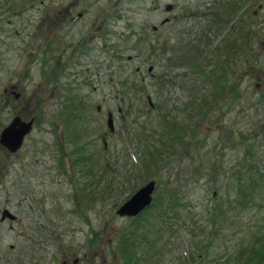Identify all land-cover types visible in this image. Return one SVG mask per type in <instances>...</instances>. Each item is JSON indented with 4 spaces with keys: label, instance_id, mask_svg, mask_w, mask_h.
<instances>
[{
    "label": "rangeland",
    "instance_id": "1",
    "mask_svg": "<svg viewBox=\"0 0 264 264\" xmlns=\"http://www.w3.org/2000/svg\"><path fill=\"white\" fill-rule=\"evenodd\" d=\"M233 5L241 28L228 30L219 22L234 20L224 18ZM234 37L246 49L224 63ZM165 115L181 145L145 172L144 134ZM13 117L32 124L15 152L0 145V212L13 216L0 223V261L116 264L118 235L152 213L132 224L114 211L154 179L152 199L173 198L182 227L147 231L134 246L140 264H243L254 253L264 264V0H0V131ZM241 189L251 206L220 204ZM215 199L226 212L208 233Z\"/></svg>",
    "mask_w": 264,
    "mask_h": 264
},
{
    "label": "trees",
    "instance_id": "2",
    "mask_svg": "<svg viewBox=\"0 0 264 264\" xmlns=\"http://www.w3.org/2000/svg\"><path fill=\"white\" fill-rule=\"evenodd\" d=\"M237 5H233V13H231L230 17L227 16V14L224 15L225 19H229V21L231 20V17L234 14V20L232 22H224L222 23V20L219 22V25H224V27H226L227 25V29H233L236 27H240L241 28V24H240V19L238 15L235 14V9H236ZM222 27V26H221ZM228 43H225V45H223L222 47L225 49L224 52V63L227 62L232 54L241 51L243 52L246 49V44L242 43V41L240 42L238 39H236L235 37L232 39H228L227 41ZM216 65V69H217V73L219 72L221 75L225 72V64H221V62H215ZM213 65V66H212ZM212 68L214 67V64H211ZM218 75V81L216 82V88H220V87H224V84H222V82L220 81L221 75ZM217 80V79H216ZM215 83V82H214ZM216 95V93H215ZM194 103L191 102L188 103L187 105H184L185 107L182 108V112H184L186 109H197L196 107L193 106ZM199 112V111H198ZM195 113V112H194ZM161 124H159V129L155 132V133H147L144 134L145 138L144 141L148 142L149 144H147V146H145L144 148H142L141 150V154H139L138 160H137V164L139 166H142V169L146 172L148 170L149 165H157V164H163V166L169 162L168 158L170 157L171 154V143L173 142V144L176 145V143L178 145H181V141H180V136H178L181 132L177 131L178 128V123L174 122L172 119H169V117H167L166 115L163 116L161 118ZM143 126V130L146 131V126ZM154 131V130H153ZM166 135H164V137H162V139L160 140H155L154 139V135L159 134L162 135L164 133ZM183 133V132H182ZM148 136L150 137V139H147ZM178 136V137H177ZM185 139V138H184ZM156 142V143H154ZM160 146V147H159ZM138 152V151H137ZM257 172L260 171L259 169L256 170ZM230 183V182H229ZM231 184V183H230ZM245 190V189H244ZM243 189L239 190L238 196H242L243 198H223V201L220 202V204H223L226 206L227 209H231L232 213L234 212V210H243L244 208L251 206L252 205V201H250L249 198H247V195L245 196V191ZM209 212H208V222L210 225V231L209 232H214V230L216 229L217 231V227H215V223H217V219H219L220 214L225 213L226 209H220L218 207V204L216 203V199L214 201L211 202V204L209 205ZM152 213V215L149 217L148 220H146V225L145 222L142 224H134V221L137 218H140L142 214L144 213ZM180 218V211L178 208L175 207V201L173 198H170V196L168 195L166 198H163L162 201H160L158 204H156L155 200L152 199L150 205L148 207H146L145 209H143L138 215H136L133 218H129L132 221V226H129L127 228H125L123 230L122 233H120V237L118 235V237L116 238V242H115V247H116V251L118 254V259L116 260V264H140L142 261L145 260V257L140 256L139 253L137 252V249L135 250L134 246H137L140 244V240L141 241H146L145 238V234L147 231H150L151 229H153V233H156L154 231V228L160 229L161 227V222H168L170 223V225L173 227L175 224H178L179 226L181 225L180 223L182 221L178 220ZM173 219V221H172ZM151 226V227H149ZM182 227V226H180ZM145 230V231H144ZM262 235V234H261ZM156 235H154L153 237H155ZM156 241V239L154 238L153 240H151V243L155 244L154 242ZM189 245V253H192L191 248H192V244H188ZM259 246V245H258ZM254 244V242H252L250 244L249 247V251L250 252H255L256 247H258ZM152 247V246H151ZM255 250H252L253 248ZM148 248V246L146 247ZM252 250V251H251ZM148 252V251H146ZM256 252H258L259 254H262V249L258 248L256 250ZM144 253V252H143ZM145 254V253H144ZM252 258H248V260H246L243 264H259L260 261V256L259 258L255 257V253L252 254ZM263 256V254H262ZM190 259L193 260L192 255H189Z\"/></svg>",
    "mask_w": 264,
    "mask_h": 264
},
{
    "label": "water",
    "instance_id": "3",
    "mask_svg": "<svg viewBox=\"0 0 264 264\" xmlns=\"http://www.w3.org/2000/svg\"><path fill=\"white\" fill-rule=\"evenodd\" d=\"M165 9H170V5L165 6ZM151 70L149 66L147 72ZM147 103L152 107L150 98L146 97ZM32 119L22 121L19 117H13L11 121L4 126L0 131V145L8 152H15L21 145L23 137L30 131ZM106 127L109 131H113L112 116L106 114ZM155 180L149 179L143 185L138 187L125 201H123L114 211L119 217H135L143 209L148 207L152 201V192L155 188ZM1 219L5 216L13 217L7 210L1 213Z\"/></svg>",
    "mask_w": 264,
    "mask_h": 264
},
{
    "label": "flooded vegetation",
    "instance_id": "4",
    "mask_svg": "<svg viewBox=\"0 0 264 264\" xmlns=\"http://www.w3.org/2000/svg\"><path fill=\"white\" fill-rule=\"evenodd\" d=\"M72 7H73V4L71 5V3H70V8H68V9H66V10H64V15L63 16H65V17H67L69 14H70V22H72L74 19H75V17H73L72 16V12H73V9H72ZM18 10H21V8H18ZM53 15H56V13H53ZM83 15V12H81V13H77L76 14V18H81V16ZM41 20L42 19H40L38 22H39V24L36 26V28H35V30L38 32L39 30H41L42 31V27H41ZM37 22V21H36ZM42 25H45V22L44 21H42ZM35 27V26H34ZM35 33V32H34ZM79 49H81V53H82V51H84V47L83 46H79ZM77 55V54H76ZM78 57H80L79 55H78ZM127 59H129V58H127ZM70 63L71 64H77L78 63V61H77V59H76V57L75 56H73V53L70 51ZM70 64V65H71ZM27 135V134H26ZM25 137V136H24ZM23 137V138H24ZM6 150V149H5ZM7 151V150H6ZM61 151V150H60ZM8 152V151H7ZM58 165H59V163H58ZM35 203V202H34ZM30 208H31V206H29ZM7 210L6 208H1V212H0V215H1V213H2V211L3 210ZM24 209V208H23ZM41 209V211L43 212L44 211V209L41 207V208H36V212H39L40 213V210ZM30 210H32V209H29L28 211H30ZM34 213V212H33ZM28 214H29V212H28ZM28 217V216H27ZM10 220V219H9ZM5 221V219H0V223H2V222H4ZM13 221H15V217H14V220ZM38 220H36V222H37ZM34 220H29L28 221V223L29 224H31V226H29V228H28V231H31V233H33V231H38L39 229L37 228V227H35L33 224H35L36 223ZM38 226H40L38 223H36ZM23 226H25V224H23ZM22 226V227H23ZM8 228L10 229V230H13V226H11L10 224H8ZM24 229H25V227H24ZM40 230H44V231H47V232H51L52 230L51 229H48V228H45V229H40ZM48 236H51V235H48ZM11 247V246H10ZM68 260H69V258H67V256H64V255H62V260H61V262L63 263V264H68ZM16 262L18 263L19 262V264L21 263L19 260H16ZM11 263V261L5 256V258L2 260V261H0V264H10Z\"/></svg>",
    "mask_w": 264,
    "mask_h": 264
}]
</instances>
